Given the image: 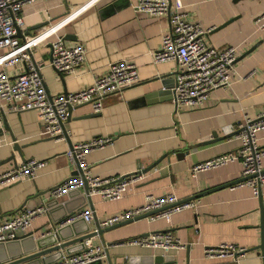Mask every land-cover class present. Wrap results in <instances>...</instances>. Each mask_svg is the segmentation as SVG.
<instances>
[{
    "label": "crops",
    "instance_id": "crops-1",
    "mask_svg": "<svg viewBox=\"0 0 264 264\" xmlns=\"http://www.w3.org/2000/svg\"><path fill=\"white\" fill-rule=\"evenodd\" d=\"M87 1L33 0L21 8L23 26L18 28L22 34L38 24L42 25L30 29L31 33L44 24H57L55 32L33 49L34 61L44 59L49 42L59 36L66 43L81 42L85 47L83 61L72 74L62 75L46 63L39 68L47 92L82 88L92 81L93 75L103 73L110 61L119 59L135 65L138 81L106 95L95 114L88 103L73 107L63 120L64 136L56 141L39 135L36 109L3 112L7 129L0 133V172L28 158L43 160L44 164L36 169L32 180L0 184V218L11 216L22 204L35 206L44 202L48 191L34 196L36 192L51 188L75 170L63 154L65 148L93 137H110L108 143L85 154L91 173L102 177L122 176L145 168L162 154L166 156L155 166L143 169L144 178L129 184L119 198L108 200L98 194L90 195V200L82 205L97 213L83 223L90 230L95 228V221L100 222L105 216L141 205L148 193L160 195L170 191L183 199L241 178L239 159L197 171L194 176L189 175L188 168L215 155L235 151L238 138L225 134L236 130L237 121L245 115L254 116L264 104V31L257 30L254 23L255 17L264 16V0H181L185 18L208 29L204 34L207 44L217 48L236 46L237 52L229 85L211 90L200 106L177 109L171 99L140 103L153 89H171L174 84L176 61L154 62L151 58V52L160 47L162 33L168 29V16L134 11L128 0H90L84 9L72 12V8ZM258 40L260 43L243 55ZM5 69L13 78L26 70V64L18 61ZM213 134L218 139L208 142ZM258 137V146L264 148V134L259 133ZM185 150L182 157L176 156L178 151ZM11 154L13 159L9 158ZM261 163L264 166V156ZM231 184L201 195L196 199V207L172 213L168 220H132L87 240L105 244L102 264H127L128 258L141 264L147 258L153 262L157 256L165 259L155 264H227L226 258L204 257L203 247L232 242L249 248L260 242L259 224L264 231V184L259 187V196L246 185ZM78 189L87 197L81 186ZM58 199L65 200L66 195ZM48 219L46 211L39 214L27 231L37 236L48 226ZM157 230L169 231L185 242V247L164 251L121 242ZM237 264L263 262L260 254L250 249Z\"/></svg>",
    "mask_w": 264,
    "mask_h": 264
},
{
    "label": "built area",
    "instance_id": "built-area-1",
    "mask_svg": "<svg viewBox=\"0 0 264 264\" xmlns=\"http://www.w3.org/2000/svg\"><path fill=\"white\" fill-rule=\"evenodd\" d=\"M31 1L33 0H0V119L2 112H19L34 108L40 121L39 135L49 136L56 141L64 136L62 124L69 107L88 103L92 111L98 112L106 95L136 83L138 74L132 62L119 59L110 61L103 73L93 75L92 81L82 88L48 94L39 68L46 63L62 75L72 74L83 61L85 47L81 42L66 43L59 36L49 42V51L44 59L31 61L35 46L53 34L57 28V24L47 23L33 33L23 34L22 37L15 35V27L23 26L21 8L23 4ZM88 2L90 0L77 8H72V12L84 9ZM128 4L134 11L168 16V29L162 33L160 47L151 52V58L154 62L175 60L177 63L174 84L171 87L175 109L200 106L211 90L230 84V70L237 47L228 45L217 48L207 44L204 34L208 29L201 27L195 20L185 18L181 11V0H128ZM254 23L257 30L264 31L263 15L255 17ZM18 61L26 64V70L11 78L5 68ZM235 128L237 130L235 136L239 140V147L235 151L194 163L189 166L188 173L194 176L197 171L239 159L240 176L244 178L232 186L246 185L251 188L254 195H257L260 185L264 184V166L261 163L264 148L259 147L257 142L258 134H264V104L254 116H243L236 122ZM109 141L110 137H93L67 146L63 154L78 171L52 186L48 191L49 198H61L69 190L82 186L85 180L88 185L86 196L98 194L104 199L113 200L119 198L129 184L143 179L145 174L140 167L122 176L102 177L91 173L85 154ZM1 142L0 138V144ZM43 164V160L35 158L23 160L18 165L0 172V184L20 179L32 180L36 175V169ZM196 199H179L170 191L160 195L148 193L141 205L105 216L99 224L111 225L152 210L155 211L142 218L147 221L157 218L168 220L172 213L196 207ZM45 211L46 206L41 202L35 206H22L11 216L0 218V241L25 233L33 219ZM93 215L97 213L91 207L81 208L73 211L61 223L78 217L89 221ZM124 241L139 246L158 247L164 251L185 247V242L164 230L148 232ZM104 249L105 244H93L86 240L82 250L62 256L51 264H84L99 260L105 255ZM246 252V247L232 242L203 247L204 257L226 258L227 264H237Z\"/></svg>",
    "mask_w": 264,
    "mask_h": 264
},
{
    "label": "water",
    "instance_id": "water-1",
    "mask_svg": "<svg viewBox=\"0 0 264 264\" xmlns=\"http://www.w3.org/2000/svg\"><path fill=\"white\" fill-rule=\"evenodd\" d=\"M40 25L42 24H38L36 26L28 28L26 33H30L31 32L30 29L32 28L35 29L39 27ZM15 35H18L19 37H22L23 35L18 27H15ZM260 41L261 40L256 41L252 46H250V48H248L243 53V55L251 51L255 46H257L260 43ZM31 61H34L33 58H31ZM174 74H175V71H173V75ZM161 84L164 85V81H161ZM45 90H46V87H45ZM65 92L66 90L63 89V93ZM163 99H171L174 105V109H175L173 90L168 89L164 86L158 89H153L152 91L146 93L141 98L140 103L141 104L151 103V102H155L156 100H163ZM71 109L72 108L70 107L68 108V112H67L68 117L70 115ZM95 113L97 112H94V114ZM86 115H90V114H86ZM4 118H5V115L2 112L1 119H0L2 120V127L0 126V133L2 132V130L7 129ZM236 131L237 130L231 131L225 134V136L229 137L231 135H234ZM63 133H65L64 127H63ZM216 139L218 138L213 134V137L207 141L213 142ZM13 148H15V150L18 151L16 142H13ZM186 152L187 150L178 151L176 153V156L182 157L183 154ZM165 156L166 154H162L161 156H159L157 159H155L153 162H151L148 166H146L143 169L147 170L155 166ZM9 158L13 159V154H11ZM77 171L78 170L75 168V170L70 174H76ZM243 178L244 177L238 178L234 180V182H225L218 186L197 192L183 199L198 198L201 195H204L212 190H215L217 188H220L226 185H230L231 183L233 184L235 182L242 180ZM81 189L83 190L84 194L88 190V185L85 180L83 181ZM49 190L50 188H47L42 191H37L34 196H38V195L40 196ZM257 196H259V190H258ZM86 199L87 201L90 200L88 196L84 197L83 194H80V191L78 188L69 190L66 193L65 200H59L56 198H48V196H46L45 200L43 201L46 206V212L49 218L48 226L44 228L43 231L39 232L37 236H34L33 233H31V231H26L25 233L16 235L12 239L0 241V264H51L52 262L61 258L62 256H68L70 254H73L75 252L82 250L85 246V241L87 239H90L91 237L96 236V235H102L103 231L108 230L116 225L123 224L129 221H132V220L141 219L145 215L150 214L155 211V210H152L140 216H136L132 219L123 220V221H120V222H117L111 225H107V226H101L98 221H95L94 223L95 228L91 230L88 225L83 224L84 222L86 223L87 221H85L81 217L73 219L67 223H61L65 218L70 216L74 210L81 209ZM23 205L24 204H22L19 208H21ZM261 222L262 221L260 220V223ZM259 226H260V242L257 245L246 248V249L247 251L250 249H255L257 253L260 254L262 258V262L264 264V231L262 228V224H259ZM147 233L148 232L139 234V235H145ZM124 240L126 239H121V242ZM163 259H165L163 256H157L153 258V262H150L149 261L150 259L147 258L141 264H155V263L162 262ZM84 264H102V261L101 259H99V260L90 261ZM127 264H135V259L133 260L132 258H128Z\"/></svg>",
    "mask_w": 264,
    "mask_h": 264
}]
</instances>
